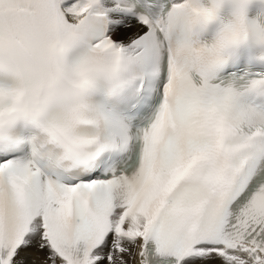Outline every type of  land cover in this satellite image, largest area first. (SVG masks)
Returning <instances> with one entry per match:
<instances>
[{
	"label": "snow or ice",
	"instance_id": "1",
	"mask_svg": "<svg viewBox=\"0 0 264 264\" xmlns=\"http://www.w3.org/2000/svg\"><path fill=\"white\" fill-rule=\"evenodd\" d=\"M0 264H264V0H0Z\"/></svg>",
	"mask_w": 264,
	"mask_h": 264
}]
</instances>
